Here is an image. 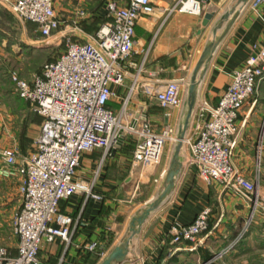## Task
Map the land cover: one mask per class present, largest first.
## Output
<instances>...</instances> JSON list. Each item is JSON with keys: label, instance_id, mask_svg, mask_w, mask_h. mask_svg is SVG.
<instances>
[{"label": "crops", "instance_id": "crops-1", "mask_svg": "<svg viewBox=\"0 0 264 264\" xmlns=\"http://www.w3.org/2000/svg\"><path fill=\"white\" fill-rule=\"evenodd\" d=\"M108 1L111 0H52V6L59 19V28L76 32L81 20L106 17ZM113 1L124 5L127 0ZM175 1L151 0L153 11L136 19L128 57L132 64L126 66L121 84L112 86L115 95L107 101V105L117 110L121 99L128 95L125 117L148 119L155 131L168 124L176 133L184 113L188 79L203 45L213 36L211 26L214 19L196 34L201 15L206 10L201 14L179 12L171 9ZM231 6H238L236 0H210L207 10L218 9L220 12ZM78 9L82 11L79 18L76 17ZM28 23L31 28L0 5V74H8L11 66L30 57L27 49L34 48L36 44L33 41L37 39L34 23ZM219 30L216 29V33ZM263 33L264 2L255 8L247 2L213 49L202 72L195 108L185 134H194L204 117V111L202 114L198 111L201 102H216L231 72L243 65L251 44H262ZM30 74L26 76L27 79ZM173 77H182L183 80L179 90V105L161 107L143 92L144 84L156 87ZM263 79L261 77L258 80V90L239 109L236 118L238 130L232 148V160L236 167L247 178H253L257 171L258 185L264 183V134L262 137L260 135V129L264 128L260 122V115L264 111V93L261 94L259 90L263 86ZM133 81L135 87L129 92ZM6 86L7 80L0 79V99L6 94ZM5 111L8 113L9 109L1 106L0 101V142L15 147L13 132L9 128L10 118L3 115ZM167 144L171 146L168 148ZM173 144L174 141L164 142L160 160L152 169L131 160L133 139L130 136L121 137L105 155H102L99 147L83 151L74 178L89 182L93 192L99 193L101 197L95 199L74 192L59 200L58 209L69 214L72 219L68 240L55 237L51 241H42L37 252V264H98L115 244L128 236L131 217L161 189ZM257 145L259 161L256 165ZM188 159L189 150L182 139L178 151L179 170L171 191L146 216L139 230L130 237L125 256L115 264H256L243 256L234 260L249 251L238 248L236 242L240 238L218 258L215 256L219 249L237 236L242 220L243 223L247 220L250 202L231 189L223 188L218 182L201 179ZM17 183L16 176L0 177V242L5 243L10 252H14L16 246L10 219L21 200ZM260 190V197L263 198V189ZM204 206L209 207L208 227L199 234L200 241L194 246L187 241L170 242V224L173 221L189 222ZM261 210L264 212L259 206L252 218L255 229L264 227V213ZM93 240L103 248L102 255L96 249L85 248ZM202 246L204 248H200Z\"/></svg>", "mask_w": 264, "mask_h": 264}, {"label": "built area", "instance_id": "built-area-1", "mask_svg": "<svg viewBox=\"0 0 264 264\" xmlns=\"http://www.w3.org/2000/svg\"><path fill=\"white\" fill-rule=\"evenodd\" d=\"M262 2L248 0L252 8ZM209 4L210 0H176L171 9L201 14ZM0 5L17 20L34 23L37 41L60 29L52 0H0ZM153 8L151 0H127L124 5L108 1L109 19L101 22L87 39L71 38L61 31L63 49L31 72L29 79L9 70L14 91L41 120L26 154L20 155L14 146L0 142V177L18 178L21 199L10 219L11 231L16 236L15 251L0 245V264H37L42 241L55 237L68 240L72 219L58 209L59 200L74 192L95 199L101 197L93 192L89 182L74 178L83 151L99 147L105 155L121 137L130 136L131 160L152 169L160 160L164 142L175 141V129L168 124L155 131L148 119L125 117L128 95L121 99L117 110L107 105L115 95L112 86L121 84L126 66L132 64L128 57L136 19L150 14ZM81 16L82 11L76 10V17ZM261 39V45L251 44L243 65L231 72L216 102H201L198 111H204L202 122L194 134L183 137L189 150L188 161L196 174L241 195L250 202V212L259 206L264 210V197H258L256 187L257 171L253 178L245 177L232 160V148L239 109L264 76V33ZM181 83L182 77H173L156 87L144 84L143 92L161 107L177 106L181 102ZM133 87L134 81L129 92ZM258 161L257 145L256 165ZM208 214L209 207L204 206L189 222L173 221L168 230L170 242L196 245L201 239L199 234L207 229ZM239 237L240 232L215 256L222 255ZM85 248L103 254V248L94 240Z\"/></svg>", "mask_w": 264, "mask_h": 264}, {"label": "rangeland", "instance_id": "rangeland-1", "mask_svg": "<svg viewBox=\"0 0 264 264\" xmlns=\"http://www.w3.org/2000/svg\"><path fill=\"white\" fill-rule=\"evenodd\" d=\"M104 18H105V20H108L109 16H106ZM80 22H79V26H78V28H80V30L76 29V32H69L67 30V31H64L62 33H64V35H68L71 38L87 39L88 35L92 34L94 29L98 26L97 24H92V23L90 25L87 23V25L85 26V23H82V22L80 23ZM101 22H103V21H101ZM26 24H28L31 28L30 23L25 22V25ZM83 25L85 27H83ZM61 31L62 30L60 28L58 31H56L53 34V36H51L49 38L48 37H46V38L39 37L40 41L34 40L33 42H34V44H36V45H34V48H28L27 49L28 52H30V57L28 59H25L24 62L22 61V63H20L18 65L11 66V69L16 70L17 73L21 77H24V78H26V76H29V73L37 70L42 65V63L44 61L55 56V54L58 51L63 49V34L60 35ZM36 39H38L37 36H36ZM6 80H7V88H9L8 96L11 95V97L9 100L10 102L6 103V104L4 101H2L3 100L2 98L0 99L1 106L9 109V112L7 113L6 112L7 110H6L5 113H3V115H7V116H9L8 118H10V119H8V120H10L9 128L13 132V137H14L13 141H14V145H15L17 151H19V153L20 152L21 153L27 152L28 150H30L32 138L35 136V134L38 130V122L33 119L34 114L30 108L29 103L27 101H24V100L17 98L16 92L14 91V88H13V84L9 80L8 76H6ZM262 84H263L262 88L259 89L260 91H262L261 94L264 93V79H263ZM257 90L258 89H256V86H255V88L251 92L250 96H253ZM7 104H10L11 106L9 107V105H7ZM11 107L16 108V110L12 111ZM112 109L116 110L114 108V106ZM260 117H261L260 122H261V126H262V125H264V111H263V114L260 115ZM260 130H261L260 135L262 137L264 134V128L260 129ZM19 133L20 134L24 133V137L22 138L21 135H19ZM167 146L169 148L171 146V144H167ZM261 185H262V187H261ZM261 185L260 184L258 185V182H257L256 187H257L258 197H260V195H262L261 194L262 190H260V189H263V193H264V183ZM262 197H264V196H262ZM258 208L259 207H255L252 212L249 211V214L247 213L248 216H247L246 222L243 223V220H242L243 225L241 223L240 227H239V232H240L239 238L243 237L244 239L242 241L238 240L236 242L237 244L235 243L238 246V248L244 249V250H249V251L246 252L245 254H242L240 257L239 256L235 257L234 260H239L243 256L244 258L248 257L247 259H248V261H251V263L255 262L256 264H259V263L264 264V227H261L258 230L257 228L255 229V226H253V227L248 226L249 220L254 217V214L256 212L255 210ZM206 227H208V225ZM0 245L5 246V243L0 242ZM200 248H204V247L202 246Z\"/></svg>", "mask_w": 264, "mask_h": 264}, {"label": "water", "instance_id": "water-1", "mask_svg": "<svg viewBox=\"0 0 264 264\" xmlns=\"http://www.w3.org/2000/svg\"><path fill=\"white\" fill-rule=\"evenodd\" d=\"M247 2L248 0H236V5H238L236 8L231 6L227 10L220 12L218 9H212L206 10L202 13L199 26L196 29V34H199L203 28L214 19L211 26V33L213 36L205 42L194 66L192 67L186 87L184 113L176 127L175 141L163 176L161 189L137 214L131 217L129 221L130 232L128 236L124 237L117 244H115L98 264H115L120 262L127 252L130 237L139 230L140 224L150 211L156 208L171 191L174 183V177L179 170L178 151L195 108L199 79L211 57L213 49L227 32L239 10L246 5ZM222 21L224 22L222 23ZM218 28L220 30L216 33V29Z\"/></svg>", "mask_w": 264, "mask_h": 264}, {"label": "trees", "instance_id": "trees-1", "mask_svg": "<svg viewBox=\"0 0 264 264\" xmlns=\"http://www.w3.org/2000/svg\"><path fill=\"white\" fill-rule=\"evenodd\" d=\"M105 20V18L103 19V18H98V19H96V18H87V20L86 19H83V20H81V22L82 23H85V26L87 25V23L90 25L91 23L92 24H97V25H99V22H101V21H104ZM25 22H30V21H25ZM80 22V23H81ZM84 25H83V27H85ZM96 29V28H95ZM94 29V30H95ZM54 57V56H53ZM53 57H51L50 59H52ZM49 60V59H48ZM6 76H8L7 75V73L6 72H3L2 74H0V79H1V81H6ZM8 78H9V76H8ZM4 90H5V92H6V94L4 95V97L2 98L3 100L2 101H4L5 102V104L6 103H9L10 101V97H11V95L10 96H8V93H9V88H7V86L6 87H4ZM16 96H17V98H19V99H21V100H23L22 98H20L17 94H16ZM25 101V100H24ZM7 105H9V107L11 106L10 104H7ZM11 110L13 111V110H16V108H12L11 107ZM33 114H34V120H36L38 123L40 122V120H41V116L40 115H38L37 113H35V112H33ZM19 135H21V137L23 138L24 137V133H19ZM248 226H250V227H253L254 226V223H253V220H252V218L249 220V223H248ZM260 228L258 227V230H259ZM242 239L243 238H240L239 240H241L242 241Z\"/></svg>", "mask_w": 264, "mask_h": 264}, {"label": "bare ground", "instance_id": "bare-ground-1", "mask_svg": "<svg viewBox=\"0 0 264 264\" xmlns=\"http://www.w3.org/2000/svg\"><path fill=\"white\" fill-rule=\"evenodd\" d=\"M224 22V21H223ZM184 147V146H183Z\"/></svg>", "mask_w": 264, "mask_h": 264}]
</instances>
